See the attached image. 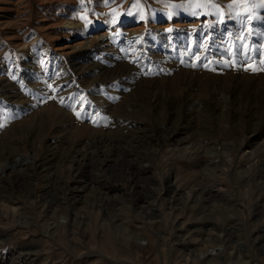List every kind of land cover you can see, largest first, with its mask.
I'll return each mask as SVG.
<instances>
[{"label":"rangeland","instance_id":"rangeland-1","mask_svg":"<svg viewBox=\"0 0 264 264\" xmlns=\"http://www.w3.org/2000/svg\"><path fill=\"white\" fill-rule=\"evenodd\" d=\"M128 30L140 47L178 63L180 72L158 79L159 88L192 83L201 104H185L186 116L183 98L157 111L142 102L131 117L143 119L137 128L109 129L123 149L117 162L92 155L85 165L73 160L75 151H93L91 134L105 133L107 113L91 110L94 95L79 72L62 99L42 82L20 87L28 92L24 109L1 87L0 264H264V0H0L3 81L4 65L23 69L31 49L41 47L71 69L73 45ZM106 58L93 51L77 62ZM151 63L144 67L157 74ZM111 64L94 81L105 93L122 68ZM135 71L118 80L129 97L146 87ZM172 124L181 128L168 141ZM208 144L185 154V147ZM57 196L65 207L53 213ZM67 221L76 227L56 236L55 223ZM22 248L38 256L23 257Z\"/></svg>","mask_w":264,"mask_h":264},{"label":"bare ground","instance_id":"bare-ground-1","mask_svg":"<svg viewBox=\"0 0 264 264\" xmlns=\"http://www.w3.org/2000/svg\"><path fill=\"white\" fill-rule=\"evenodd\" d=\"M157 31L159 32V31H161V29H157ZM163 31H167V30H163ZM185 32L188 33V31H185ZM135 34H136L135 30H128L125 35L121 34L120 32L112 33L110 35H107V37L105 36V34H101L98 37H96V39L94 41H92V40H91L92 42L89 41L85 46H82L81 44L73 45L72 46V53L69 57L70 58L69 59L70 66H71L72 70L70 69V67L66 63L67 61H65L61 57L56 56V55H51L48 51H45L41 47L34 48V49L30 48L31 51L28 53L27 57H29L31 60L26 61L25 63H22V65L24 66L23 69L20 68V65L17 62L12 63V65H11V63H10V65L9 64L4 65L7 69V75L6 76L9 77V79L6 80L5 82L3 81V79L5 78L4 75L6 73L5 72L3 73V67H0V88L2 87L5 90V92L3 91V93L5 94L4 98H6L12 105L17 106V109H21V108L24 109V106H22V105L20 106L19 104H21V102H22L21 98L23 99V101L25 100L24 99L25 97H23L22 95H25L26 93L28 94V92H26V90H21L20 87H22L23 85H24L25 89H26V86H28V88H31L30 86L35 87V86H37L38 82L44 83L52 91L51 93L54 94L53 96L55 98H61V99L65 98L64 94L68 90H72L74 88L73 82H72L73 81L72 80L73 73L79 72L80 75L82 76V78L84 79V81L86 80L85 82H87V84L90 85L91 92L94 95L93 99L91 101V104H92L91 110L94 111L96 109V111H99L101 108H104L105 112L107 113V115H106L107 121L103 124V129L105 130L104 131L105 133L101 132L102 134H99V135L91 134L92 137H90V138H92V139H90V142H91V145L93 147V151L92 150L88 151V150H82V149L79 150L78 149L75 151L76 153H78V156L76 158H74L73 160H76V162H78V163H84L86 165L87 163H89L92 155H93V157L101 155V156H106V160L108 159V161L117 162V155L121 149L118 146L114 147V145L112 144V142L115 139H117V137H114L115 139H112L111 135H109V129L118 127L121 130H124V129L127 130L129 128V126L137 128L138 127L137 125L139 123L143 122V119H137V118H131V117H133L132 114L134 115L135 113L139 112L142 109L141 108L143 106L142 102H145L146 104H148L147 108L151 107L157 111V110L161 109V107H162L161 104L162 105L166 104L167 106L170 107L173 103H176V102L179 103V100L181 98H183L184 103L182 105L181 112H183V106L187 103L192 104V106L194 105V108H198L199 105L201 104L198 102V100H200V99L197 97H199V96L196 95L197 97H195V96H191V95H193V93L190 94V91H192V88H193L192 83L189 84V82H186V83H180L177 86L170 87V88H159V86L157 85L158 79L163 80L164 78H166L165 76L174 75V74H177L178 72H180V70H178V65H177L178 63L175 64V61L173 60V58L171 59V58H169V56L159 59L158 57H156L155 55L152 54V53L155 54V52H156V49L153 52L154 49L152 50V47L147 48L146 46L141 45V47H140L139 45H137V38L134 36ZM18 44H20V43H18ZM23 44H20V45L23 46ZM26 47H28V46H26ZM149 49L152 50L151 55L148 52ZM198 49H199V47H198ZM198 49H195V51H197ZM199 50L202 51V49H199ZM93 51L100 53L104 57H107L106 60H101V59H99L100 61L94 60L91 63H89L88 66L87 65L86 66H79V64H78L79 62H77V60L81 56H84L85 54L91 53ZM191 54H193V51L191 52ZM90 56H92V55H90ZM196 57H197V55H196ZM201 57H202V55H201ZM101 62H102V64H101ZM112 62L119 64V66L122 68L119 71L117 70L115 77H111V79H110L111 81H114V82L108 84L109 89L111 88L110 89L111 93H105L104 88L94 87V81L96 79H98V76L101 77L102 74H104L106 72L107 73L111 72L109 70L108 66ZM148 62H152V63L157 62L158 63V65L156 66V67H158V73L157 74L153 73V72H151V70H149L150 66L148 68L144 67V64H147ZM77 64H78V66H77ZM147 65H149V64H147ZM33 66H34V69L36 72V73L34 72L36 76L33 75L32 71H31L32 70L31 68ZM192 69H194V68H192ZM192 69H191V71H192ZM135 70H137L139 73H142L146 77V78L143 77L144 79L140 80L141 82H144L146 84V87L144 90H142L143 92H141L140 94L133 96V97H129V94L124 95V92H122L121 90H118V86H119L118 80L125 79V77L127 75H129L130 73H133V72L135 73L136 72ZM181 70H183V69H181ZM197 70H199V69H197ZM195 72H196L195 73L196 75H194V76H201L199 73H197L198 71H195ZM204 75H207V74H204ZM38 79H39V81H37ZM106 80L107 79L105 78L103 80V82ZM154 82H155V85L153 84ZM128 86H129V84H128ZM67 94L68 93H66V96H67ZM69 97H71V96H69ZM95 98H96V100H94ZM201 100H203V99H201ZM223 100L226 101V98L223 97ZM137 102H140V103L137 104ZM81 105H83V104L81 103ZM127 106L128 107L131 106V112H129L127 110ZM219 106H220L219 110L223 111V107L221 105H219ZM172 108H174V107L172 106ZM183 113L186 116L187 115L190 116V114L187 113V111L183 112ZM59 119H60L59 122L64 121L63 115L59 116ZM179 128H181V126H179V124H172V125L167 126L165 129V132H164V135H165L164 138H166V140L169 141L171 139V137L173 136V134L176 133ZM113 131H114V129H113ZM112 134H113V132H112ZM89 136L86 139H89ZM119 136H120V134H119ZM121 136H122V134H121ZM175 139H177V138L175 137ZM219 143L217 144L220 146L219 149H224V150H229V149L231 150L232 149L231 144H227L224 142H219ZM211 144L203 145V146H200V145H198V146L193 145L192 146L191 145L189 147H185L184 148L185 154L190 155V154H194V153L203 152V150L209 149L213 145V144L212 145ZM121 153H123V149L121 150ZM52 155H53V153L49 154L47 157L44 156V159L41 158V159H43V161H41L42 164H40L38 167H44V166L46 167V164L50 161V158L52 157ZM11 156L14 159L15 154L11 155ZM121 157H123V155ZM1 158H5V157H1ZM120 160L122 161V159H120ZM2 167H4L3 164H2ZM35 168H36V166H35ZM0 170H3V168L0 167ZM131 173L137 176V174H138L137 168L133 167ZM20 174L23 175L24 173L23 174L20 173ZM0 179H1V176H0ZM1 182H3V181H1ZM67 199H68V197L66 198L65 202H67ZM55 201H57L56 206L59 208L55 207V209H53L54 210L53 213L58 212V211L63 212L64 211L63 208L65 207V205L62 204L61 202H59L58 196L56 197ZM150 208H152V207H150ZM4 209H6V208H4ZM106 209H108V208H106ZM74 226H75V222H69V221H67L65 223H61L60 226H59V223L58 224L55 223V226H53L54 227L53 233L56 236L57 235L62 236L63 229L65 227H71L74 229ZM80 231H83V230H80ZM65 235H67V234L65 233ZM81 235H82V233H81ZM139 239H141V236L138 238V240ZM188 244H190V243H188ZM21 252L23 254V257L28 255V254H31V253H35V252L37 253V251H35L34 249H25V248L24 249L22 248ZM36 253H35V255H37ZM207 253H208L207 250L205 252L197 253V254H195L194 258L200 259L202 256L204 257V255H208ZM31 263H32V261H29V262H26L25 264H31Z\"/></svg>","mask_w":264,"mask_h":264}]
</instances>
